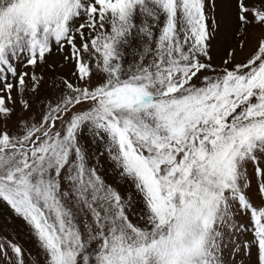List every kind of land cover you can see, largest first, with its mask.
<instances>
[{
  "label": "snow or ice",
  "instance_id": "6c2138e0",
  "mask_svg": "<svg viewBox=\"0 0 264 264\" xmlns=\"http://www.w3.org/2000/svg\"><path fill=\"white\" fill-rule=\"evenodd\" d=\"M0 218V264H264V0H0Z\"/></svg>",
  "mask_w": 264,
  "mask_h": 264
},
{
  "label": "rangeland",
  "instance_id": "374dc122",
  "mask_svg": "<svg viewBox=\"0 0 264 264\" xmlns=\"http://www.w3.org/2000/svg\"><path fill=\"white\" fill-rule=\"evenodd\" d=\"M0 219H2V218H0ZM19 223L20 222H17V230H18V235H19L20 242L24 245V247L26 249H33L34 248V242H33V240L30 238V236L28 235V233H27L26 230L21 229V228L18 227V224Z\"/></svg>",
  "mask_w": 264,
  "mask_h": 264
}]
</instances>
